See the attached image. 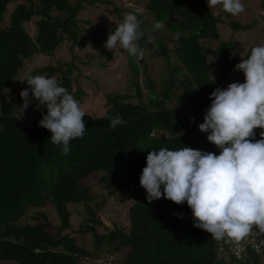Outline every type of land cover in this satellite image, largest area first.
<instances>
[{"label":"trees","instance_id":"16d2710c","mask_svg":"<svg viewBox=\"0 0 264 264\" xmlns=\"http://www.w3.org/2000/svg\"><path fill=\"white\" fill-rule=\"evenodd\" d=\"M133 1L129 6L113 0H0V261L80 264L81 258H96L105 245L116 242L112 249L125 246L127 251L121 263L113 264H264V248L256 252L247 247L242 258L229 252L217 258L215 240L231 234L220 222L223 216L253 218L232 233L234 239L264 217V193L237 203L229 196L230 190L248 182L264 189V99H249L263 87L260 81L254 83L252 74L264 80V47L252 45L239 53L244 56L241 61L233 59L231 50L237 44L219 39L221 19L210 5L214 0ZM96 2L112 5L117 18L125 13L134 16L131 37L137 53L127 48L126 54L136 76L141 71L137 59L146 47L168 61L172 52L179 61L164 74L160 88L143 64L145 103L130 101L143 95L136 77L134 96L107 93L104 113L95 117L82 113L74 129L67 126V119L86 93L73 89L72 72L77 68L73 60L47 62L35 70L43 74L35 89L6 98L5 86L25 59L38 53L52 57L63 38L74 46L82 30L101 43L109 41V34L117 35L116 26H80L91 22L78 17L79 11ZM260 2L264 8V0ZM10 4L15 5L6 18ZM31 19L29 29L24 22ZM162 26L168 35L160 33ZM208 52L219 62L213 78ZM257 57L260 60L254 63ZM239 73L240 80L224 95L231 75ZM43 86L55 92L56 107L37 112L25 126L14 108L39 98ZM219 117L232 125L244 123L246 134L235 128L226 135L216 133ZM95 172L107 196L132 197L128 230L117 223L106 227L96 216V207L87 205L94 194L80 180ZM158 182L165 185L166 198L146 197L144 190ZM182 191L189 194L186 204L178 203L184 199ZM70 202H83L88 213L75 235L64 233L71 228ZM46 203L54 208L59 225L40 209ZM96 226L106 229L98 231ZM86 232H92L93 252L78 242Z\"/></svg>","mask_w":264,"mask_h":264},{"label":"rangeland","instance_id":"374dc122","mask_svg":"<svg viewBox=\"0 0 264 264\" xmlns=\"http://www.w3.org/2000/svg\"><path fill=\"white\" fill-rule=\"evenodd\" d=\"M75 1V0H72ZM116 3H124V5L133 6V0H113ZM15 4H10L7 9L6 15L8 17L9 11L14 7ZM213 12L218 15L221 22L218 24V37L220 40L232 39L234 40L237 47L232 48L233 59L241 61L243 57H240L239 53H244L250 46H263L264 47V8L260 0H214L210 2ZM130 13H125L124 18H117L116 12L112 5L96 2L92 5H86L78 13V17L88 19L91 24L81 22V27H89L90 29H97L98 27L105 25L106 28L112 26L117 27V35H108L109 41L101 43L92 38L87 31L82 30L78 32L79 40L74 45L72 41L63 38L58 42L55 47L54 54L52 57H48L42 54H35L30 58L24 60V64L18 69L17 75L7 83L4 89V96L10 98L16 96L20 92L27 90H33L37 87L38 78L42 77L41 72H36L47 64V62L55 63L56 61L68 62L73 60L76 69L72 72L73 77V89L78 88L85 91L83 96V103L76 108V112L72 117L67 119V126L70 129H74L79 116L82 113H87L93 117L99 116L104 113L106 109L105 95L109 92L116 93H131L135 95V87L132 82L137 77V81L141 84V90L143 95L141 99L132 97V102H146L147 87L144 82V70L143 64L146 65L147 71L151 78L155 81L154 86L160 88V81L164 77V74L169 72V69L177 64L179 61L171 52L170 60L168 61L165 56L158 55L152 52L147 47L144 49L140 59H137L138 65L140 66V74L136 76L133 70L130 68L126 50L129 48L135 54L137 53L136 42L132 39L131 33L134 31L135 21L134 16H130ZM27 27L33 28V19L28 22H24ZM129 31L126 33V31ZM126 33V34H125ZM160 33L168 35L169 32L163 26L161 27ZM101 34V32H100ZM204 45H208V42L203 41ZM217 42L215 41L214 44ZM168 49H172V43L170 40L167 41ZM213 46V45H212ZM107 53H111V57H107ZM260 60L257 57L254 63ZM170 63L168 65L167 63ZM207 66L210 72V77L213 78L216 71L219 68V62L217 58L207 53ZM177 73L178 77H181L182 73ZM255 79L254 83L258 81L263 83L262 88H258L256 96H250L251 101L257 100L259 97L264 99V80L258 74H252ZM231 82L227 88L222 90V93L228 92V89L232 83L238 82L241 78V73L232 74ZM169 106H173L174 103L167 102ZM56 107V94L51 87L43 86L41 88L40 97L34 100L27 99L26 102L16 108L14 113L18 116L25 126H29L32 120L35 118L37 112L48 111ZM264 114V113H263ZM219 125L216 128V133L226 135L233 128L237 129L240 133L246 134V125L242 122L236 123V125L230 124L226 117L218 118ZM249 126V123H248ZM214 167V166H213ZM98 173L89 174L80 180L90 188V193L94 194L88 201L89 206L96 207V216L102 221V223L112 228L114 223L128 230V208L133 203L132 197L127 194H117L107 196L106 191L101 187L98 182ZM165 185L163 182L154 184L150 189L144 190L146 197L166 198L164 191ZM264 193V189L257 183L248 182L233 188L229 192L230 199L233 203H237L239 199L245 196L253 195L259 197ZM184 197L183 200H179L178 203L186 204L189 201V194L186 191H182ZM98 205V207H97ZM70 210V222L71 228H68L64 233L75 235V230L80 224H82L88 217L85 205L83 202L69 203L67 205ZM46 213L48 219L54 225H59V217L57 216L54 208L46 203L40 208ZM28 219V218H27ZM29 220V219H28ZM88 222V221H87ZM98 231H104L106 228L103 226H96ZM83 237V238H81ZM78 242H84L86 248L93 252L92 246V232H86L78 237ZM112 243L109 246H104L95 258H81L80 264H87L92 261L113 264L121 263L124 257L127 247L122 246L119 250L112 249ZM105 253V257L102 259L101 254ZM228 251H219L217 249V257L227 256ZM113 254L114 258L108 259V256ZM0 264H13L8 261H0Z\"/></svg>","mask_w":264,"mask_h":264},{"label":"built area","instance_id":"2783aa9c","mask_svg":"<svg viewBox=\"0 0 264 264\" xmlns=\"http://www.w3.org/2000/svg\"><path fill=\"white\" fill-rule=\"evenodd\" d=\"M252 217L243 216L239 217L237 220H231L223 216L220 218V222L223 226H229L231 234L230 235H217L215 237L216 242H218L219 251H228L229 254L234 255L235 258H242L243 251L249 247L256 252L262 251L264 248V217H259L254 221V225L251 227L250 231L241 235L239 239H234L235 235L232 233L241 230L246 223L252 220ZM224 240H230L228 245H225ZM102 259L105 257V253L100 256ZM114 258L113 254L108 256V259ZM220 258V257H217Z\"/></svg>","mask_w":264,"mask_h":264},{"label":"clouds","instance_id":"9594fccd","mask_svg":"<svg viewBox=\"0 0 264 264\" xmlns=\"http://www.w3.org/2000/svg\"><path fill=\"white\" fill-rule=\"evenodd\" d=\"M252 96H255V95H251V97H252ZM255 101H256V100H255Z\"/></svg>","mask_w":264,"mask_h":264}]
</instances>
